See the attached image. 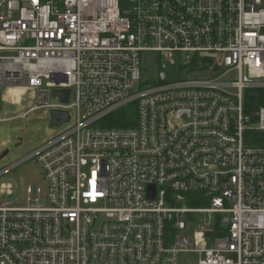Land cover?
<instances>
[{
  "label": "built area",
  "instance_id": "2783aa9c",
  "mask_svg": "<svg viewBox=\"0 0 264 264\" xmlns=\"http://www.w3.org/2000/svg\"><path fill=\"white\" fill-rule=\"evenodd\" d=\"M0 87L71 123L0 169L46 181L0 202V264H264L263 0H0Z\"/></svg>",
  "mask_w": 264,
  "mask_h": 264
},
{
  "label": "rangeland",
  "instance_id": "374dc122",
  "mask_svg": "<svg viewBox=\"0 0 264 264\" xmlns=\"http://www.w3.org/2000/svg\"><path fill=\"white\" fill-rule=\"evenodd\" d=\"M140 69L141 80L145 81V84H150L152 80L157 79L160 68L154 53L148 52L141 55ZM3 93L4 90L0 87V118H7L0 122V169L23 158L33 148L71 125V123H66L58 128L51 127L48 123V109L34 110L25 117H18L19 113L27 111L31 106L32 100L29 97L31 93L27 92L16 106L4 103L2 101ZM6 183L11 185V194L0 193V202L17 199L24 205L28 197L27 186L33 183H36L40 188L41 200L44 199L46 181L40 165L34 159L21 163L0 178V185ZM203 217L205 216L197 218L195 222L202 223ZM189 225L192 226V224ZM193 228L194 226L191 228L190 234H192ZM195 229L199 230L197 227ZM194 262L195 259L189 256L181 258L180 264H193Z\"/></svg>",
  "mask_w": 264,
  "mask_h": 264
},
{
  "label": "trees",
  "instance_id": "16d2710c",
  "mask_svg": "<svg viewBox=\"0 0 264 264\" xmlns=\"http://www.w3.org/2000/svg\"><path fill=\"white\" fill-rule=\"evenodd\" d=\"M245 104L253 107L264 105V89H252L247 90L245 93ZM135 111L132 106L128 108H122L119 111L111 114L105 119V123L108 126L115 127H130L135 123ZM205 205V201L202 203H195L191 205Z\"/></svg>",
  "mask_w": 264,
  "mask_h": 264
},
{
  "label": "water",
  "instance_id": "95a60500",
  "mask_svg": "<svg viewBox=\"0 0 264 264\" xmlns=\"http://www.w3.org/2000/svg\"><path fill=\"white\" fill-rule=\"evenodd\" d=\"M52 95L54 97H57L61 102L66 103L68 101V95H69V90L68 89H63V90H54L52 92ZM69 114L67 111L63 110H57V109H52L49 110V125L51 127H60L63 123H66L69 121ZM151 190L153 189V186L150 187Z\"/></svg>",
  "mask_w": 264,
  "mask_h": 264
},
{
  "label": "crops",
  "instance_id": "0c3cea01",
  "mask_svg": "<svg viewBox=\"0 0 264 264\" xmlns=\"http://www.w3.org/2000/svg\"><path fill=\"white\" fill-rule=\"evenodd\" d=\"M13 93V94H12ZM14 92H10L9 91V93H7V94H3L2 95V101L4 102V103H8V104H10V105H14V106H16V102H13V101H11L10 100V98L8 97V95H11V96H14Z\"/></svg>",
  "mask_w": 264,
  "mask_h": 264
},
{
  "label": "bare ground",
  "instance_id": "6f19581e",
  "mask_svg": "<svg viewBox=\"0 0 264 264\" xmlns=\"http://www.w3.org/2000/svg\"><path fill=\"white\" fill-rule=\"evenodd\" d=\"M10 92H14L15 94H14V96L16 95V96H19V89H13V90H10ZM13 94V93H12Z\"/></svg>",
  "mask_w": 264,
  "mask_h": 264
}]
</instances>
